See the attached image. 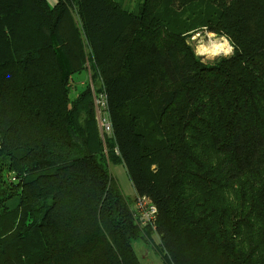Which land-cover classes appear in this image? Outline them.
I'll use <instances>...</instances> for the list:
<instances>
[{"label": "trees", "instance_id": "obj_1", "mask_svg": "<svg viewBox=\"0 0 264 264\" xmlns=\"http://www.w3.org/2000/svg\"><path fill=\"white\" fill-rule=\"evenodd\" d=\"M153 233L167 264H264V0H0V264H141Z\"/></svg>", "mask_w": 264, "mask_h": 264}, {"label": "rangeland", "instance_id": "obj_2", "mask_svg": "<svg viewBox=\"0 0 264 264\" xmlns=\"http://www.w3.org/2000/svg\"><path fill=\"white\" fill-rule=\"evenodd\" d=\"M47 1L51 7L55 6L57 3V0ZM125 3L131 8L136 4V0H125ZM189 42L193 46L196 54L201 56L204 62H214L216 59L222 56H229L233 53V46L231 45L228 38H226L225 36H219L206 28L195 32L190 38ZM218 43H222L223 47L219 48L218 50H214V45ZM86 49L91 50L92 48L88 44H86ZM92 74L93 73L87 62L86 70L75 74L72 78L71 97L75 98L79 92L87 87V85L90 86L94 92L96 113L99 121L101 117H105L106 110L102 109L99 100L97 101L95 92L96 90H98L99 82L92 81ZM99 79L101 82V78ZM110 169L115 177L119 180L125 194L133 199L135 197V194L133 192L130 193L133 187L131 186V182L123 165H114L110 163ZM160 243V238L156 233H153L151 237H141L139 240H136L134 242V248L141 264H167L163 255L157 249Z\"/></svg>", "mask_w": 264, "mask_h": 264}, {"label": "built area", "instance_id": "obj_3", "mask_svg": "<svg viewBox=\"0 0 264 264\" xmlns=\"http://www.w3.org/2000/svg\"><path fill=\"white\" fill-rule=\"evenodd\" d=\"M96 97H97V101L99 100V103L102 106V109L107 110L106 94L101 93ZM99 122H100V128H101L102 134L103 135L110 134L112 131V126L108 119L107 114L105 115V117H101L99 119ZM156 212H157L156 206L150 204L149 201L145 197L138 199L137 213L142 218L143 224L152 223L156 218V215H157Z\"/></svg>", "mask_w": 264, "mask_h": 264}, {"label": "bare ground", "instance_id": "obj_4", "mask_svg": "<svg viewBox=\"0 0 264 264\" xmlns=\"http://www.w3.org/2000/svg\"><path fill=\"white\" fill-rule=\"evenodd\" d=\"M222 47H223V44L218 43V44L214 45V50H218L219 48H222Z\"/></svg>", "mask_w": 264, "mask_h": 264}, {"label": "crops", "instance_id": "obj_5", "mask_svg": "<svg viewBox=\"0 0 264 264\" xmlns=\"http://www.w3.org/2000/svg\"><path fill=\"white\" fill-rule=\"evenodd\" d=\"M131 186L133 187L132 183H131ZM132 192L135 194L134 188H132V190L130 191V193H132Z\"/></svg>", "mask_w": 264, "mask_h": 264}]
</instances>
